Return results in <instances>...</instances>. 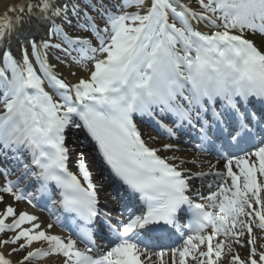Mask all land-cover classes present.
I'll return each instance as SVG.
<instances>
[{"label":"snow or ice","instance_id":"snow-or-ice-1","mask_svg":"<svg viewBox=\"0 0 264 264\" xmlns=\"http://www.w3.org/2000/svg\"><path fill=\"white\" fill-rule=\"evenodd\" d=\"M194 3L87 0L103 26L79 0H32L12 6L15 18L4 15L0 42L33 19L48 33L21 41L19 58L0 52V157L15 168H0V264H41L49 256L63 264H264L254 235L264 234V43L244 35L264 37V0ZM66 29H90L98 45ZM67 57L87 78L61 76L58 65L72 66ZM134 118L169 140L193 132L192 147L223 161L225 171L211 162L208 172L186 167L197 161L178 156L172 143L150 146L157 138L146 140ZM71 130L83 131L106 165L98 183L85 153L66 143ZM104 183L123 189L128 213L120 229L108 225L114 239L104 252L91 229H79L76 239L52 234L53 223L5 200L51 205L89 224L107 216L99 207Z\"/></svg>","mask_w":264,"mask_h":264},{"label":"bare ground","instance_id":"bare-ground-1","mask_svg":"<svg viewBox=\"0 0 264 264\" xmlns=\"http://www.w3.org/2000/svg\"><path fill=\"white\" fill-rule=\"evenodd\" d=\"M30 2H32V0H0V23H2V18L4 17V15H8L10 18H15L16 16L20 15L19 12L10 11L12 6L27 5ZM181 2L184 4H188L190 7H194V8L196 7L195 3L190 2L189 0H181ZM196 10H198V9H196ZM24 19L25 20L28 19L27 15H25ZM100 23L101 22H99V24ZM36 26H37V21L35 19L32 20L31 24L25 23L19 29L17 34L12 35V38L10 41L5 40L3 42H0V52L8 50L13 54L14 57L19 58V56L21 54V41H24L25 45H27L28 44L27 40L30 38H36V40L39 41L41 36H46L45 32H44L45 26L41 25L40 31H38L36 29ZM200 27L204 31H207V27L204 26L203 24H201ZM249 39H253L254 42L257 44L264 43V37L260 36L259 34H256V35L250 37ZM31 59L33 60V63L35 64V60L33 58H31ZM49 61H50V63H56V61L54 60V58L51 55L49 56ZM0 65H2V64H0ZM89 66H91V62L89 63ZM73 71H76V73H77L75 76L71 75V72H73ZM58 72L61 74V76L63 78L66 79V81H68L70 83H76L80 77L87 78V73H83V72L78 71L77 67H75V66H71L70 68H65L62 65H58ZM45 90L49 91L50 94L52 93V91L48 89L47 84H45ZM148 135H151V133L149 132V134L142 135V136L147 140ZM70 139L72 140L73 138L70 137ZM73 140L80 141L81 143L75 144V145H70L71 148H74L78 151H82L83 145L87 141L84 138L81 139L80 135ZM157 140H158V143H156V144H152V142L149 141L150 146L160 147L162 144L171 143L170 141H166V140H161V139H157ZM179 149H180V151L176 153L178 156H182V157L188 158L190 160L195 159L197 161L196 165H193L191 163L186 165V167L192 168L193 171L208 172L209 171V162H211L212 164H216L217 159L193 154L192 153V147L183 146ZM84 153H85L86 160L90 165V170L93 172L94 182L98 183L99 178L95 176L96 171L93 170V168H92L91 153H89V152L88 153L84 152ZM160 154L161 155H169L170 153H160ZM74 159H75V157L73 156L72 161H70V170L73 173H75V171H76L75 165L73 163ZM0 163H1L0 168H13V171H15V168L13 167V162L11 160H5L3 157H0ZM216 169L220 170V171H225L222 162L219 164H216ZM209 179H211V178H209ZM4 182H5V178L3 176H0V185H2ZM104 186L105 185H103V187L98 191V195L100 196V202H101L102 206L104 207L106 205H109L110 209L116 208V210H114V212L113 211L107 212L108 208L105 207L107 209L104 208V211L106 210V214L109 215V216H106V218L109 220H112V221H115L117 219L123 220L125 214L123 213V210L120 209L121 202H119L117 197L114 196L113 194L106 193V191H104ZM202 191L204 192L205 195L209 194V190L206 187L203 188ZM109 198H110V200H109ZM5 200H7L8 203L16 204V206L18 207V210L19 209L26 210L30 213L37 215L44 222L53 223V228L49 230L52 234L61 235L62 237H68V235H66L64 233V231L60 228V226L54 220V218H55L54 214L58 213V209L55 208L54 206L47 205L43 208L32 207L24 201H22V202L13 201V199L10 196H8L7 194H5ZM197 201L199 203H205V201H201L200 199H198ZM3 207H4V205L1 204L0 209H3ZM101 225H102V223H101ZM254 235L257 236L256 246H257L258 251L261 249H264V239L260 238V236L264 235V234H261L259 232V230L254 229ZM35 246L36 245H34L33 247H35ZM233 246L241 256H245V255L249 254V248L247 249V252H246L238 245H233ZM78 247H80L79 244H78ZM12 258L15 260V259H18L19 257H17L16 254H12ZM41 264H63V258L57 257V256H49V257L43 259L41 261Z\"/></svg>","mask_w":264,"mask_h":264},{"label":"rangeland","instance_id":"rangeland-1","mask_svg":"<svg viewBox=\"0 0 264 264\" xmlns=\"http://www.w3.org/2000/svg\"><path fill=\"white\" fill-rule=\"evenodd\" d=\"M92 1V3H96V0H91ZM190 2H194V0H189ZM79 2L81 3V6H82V8L84 9V10H86V11H88L87 9H85V6L87 5V0H79ZM104 3H108V0H104ZM130 11H135L136 10V8H135V6L133 5L132 7H130ZM89 12V11H88ZM91 14V13H90ZM96 18H98L100 21H101V19H100V17H99V15L98 16H95ZM99 22V21H98ZM75 23H76V20L73 18V24L75 25ZM100 26H103V22L101 21V23H100ZM67 31H69V34H74L75 36H83V37H87L88 35H90L91 34V31L90 30H76V29H66ZM216 29H211V31H215ZM207 31H210V29H208L207 28ZM44 32H45V35L48 33V28L47 27H44ZM244 35H245V37H247V38H250V37H252V36H254L253 34H251V31L250 30H245V32H244ZM45 38H46V36H45ZM30 39H36V38H30ZM30 39H28L27 41L29 42V40ZM52 42L53 43H62V41L58 38V37H53L52 38ZM29 52L31 53V49H30V47H29ZM73 55H76V53H73ZM31 57V56H30ZM31 58H34V57H31ZM65 59H67L68 60V62L72 65V66H75V67H77L75 64H72V61H71V57H67V58H65ZM34 60H35V58H34ZM0 67H2L1 65H0ZM5 110V108H4V106H3V104L1 103V105H0V111L1 110ZM244 249H247V247H243Z\"/></svg>","mask_w":264,"mask_h":264}]
</instances>
